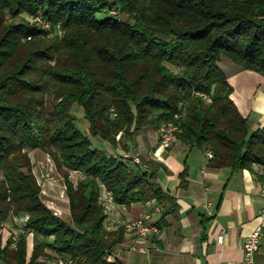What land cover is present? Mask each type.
I'll use <instances>...</instances> for the list:
<instances>
[{
	"label": "trees",
	"instance_id": "16d2710c",
	"mask_svg": "<svg viewBox=\"0 0 264 264\" xmlns=\"http://www.w3.org/2000/svg\"><path fill=\"white\" fill-rule=\"evenodd\" d=\"M223 58L264 77V0H0V263L123 264L110 260L124 230L108 227L103 190L117 205L171 200L156 161L133 164L92 138L129 151L141 129L171 121L215 167L264 166V129L233 102ZM29 149L54 162L69 220L44 202ZM14 217L25 233L3 246Z\"/></svg>",
	"mask_w": 264,
	"mask_h": 264
},
{
	"label": "crops",
	"instance_id": "0c3cea01",
	"mask_svg": "<svg viewBox=\"0 0 264 264\" xmlns=\"http://www.w3.org/2000/svg\"><path fill=\"white\" fill-rule=\"evenodd\" d=\"M226 75L233 86L231 98L240 113L264 129V77L243 69L233 71L232 76ZM251 79L256 81L255 84L239 86V80ZM144 141L142 145L129 142V151L115 149L104 141H96L97 145L104 147L111 155L135 153L138 149L142 158L156 161L158 182L171 199L163 203L153 200L146 204L111 206L108 210L109 221L132 220L153 212V219L160 232L159 235L145 239L124 232L123 240L116 245L110 260L117 259L123 264H242L243 244L247 236L259 224L264 228V166L255 164L251 170L233 172L229 168L215 167L208 152L198 148L189 149L180 142L174 143L169 149H163L159 144L158 133L154 139ZM182 172H186L185 186L180 184L179 175ZM83 178L79 172L71 175L75 184ZM41 195L43 198V189ZM44 202L47 203L45 200ZM63 203L65 205L62 209L50 208L56 215L69 219L67 196ZM156 208L160 212L155 211ZM5 225L2 231L3 246L11 236L18 238L25 233L19 218L14 217ZM222 231L227 235L224 242L219 244L217 238ZM33 243V235L28 234L29 254ZM49 254L53 252L49 251ZM46 262L55 264L56 260ZM254 263L264 264V236Z\"/></svg>",
	"mask_w": 264,
	"mask_h": 264
},
{
	"label": "built area",
	"instance_id": "2783aa9c",
	"mask_svg": "<svg viewBox=\"0 0 264 264\" xmlns=\"http://www.w3.org/2000/svg\"><path fill=\"white\" fill-rule=\"evenodd\" d=\"M36 21L41 22L40 18H35ZM204 98H208L207 95H203ZM181 132V128L171 122H164L161 124L158 134H159V144L163 149H169L174 143L178 141L177 136L178 133ZM122 157L126 161H131L133 164L141 165L142 160L139 155L132 154L131 152H124ZM208 157L212 158L213 154L208 152ZM262 196L264 198V174L262 177ZM104 202L107 210L115 203L113 201V197L111 193L105 190V193L102 194L101 197ZM124 206V205H123ZM210 204H208L207 208H209ZM155 211L160 212L159 208H156ZM209 212V211H208ZM262 216L264 217V207L262 211ZM210 213V212H209ZM123 228L125 233H130L135 235L137 238L145 239L150 236L159 235L160 229L157 222L153 219V212H147L144 216L132 219V220H108V227L113 228L116 225ZM226 232L222 231V233L218 236L217 240L219 244L224 242L226 237ZM264 236V228L262 224L257 225L251 233L247 236L244 244H243V263L242 264H255L254 257L255 254L261 249L262 239ZM14 241L17 239L13 237ZM14 247L15 244L13 243ZM0 264H8V263H0ZM55 264H73L71 259L58 257L56 259Z\"/></svg>",
	"mask_w": 264,
	"mask_h": 264
},
{
	"label": "rangeland",
	"instance_id": "374dc122",
	"mask_svg": "<svg viewBox=\"0 0 264 264\" xmlns=\"http://www.w3.org/2000/svg\"><path fill=\"white\" fill-rule=\"evenodd\" d=\"M115 13V12H114ZM30 19V18H28ZM33 22V21H32ZM39 22V21H37ZM219 66L221 69L228 75L232 76V72L235 70H240L241 68L234 64L232 61H230L227 58H223L219 62ZM256 81L254 79H251V81H244V80H239V86L241 84L242 87H244L245 84L253 85L255 84ZM238 84V83H236ZM246 86V85H245ZM238 87V86H237ZM73 115L77 119V126L84 132V133H89L88 132V127L89 123L84 119V114L83 110L79 106H74L72 109ZM158 133L157 130L150 128V127H145L140 130V132L135 136L134 141L132 142L133 144L137 143L138 145H142L145 143V139H154L156 134ZM139 137H144L143 139H140ZM138 139V140H137ZM100 141V140H96ZM96 141H93V146L98 147V148H104L99 145H97ZM138 141V142H137ZM138 149L137 152L132 153V154H138ZM29 154L33 163V172L35 176L37 177L38 182L41 184V188L43 189V198L47 202L46 204L49 207H55L62 209L63 206L65 205L63 202L66 200V193H64V184H63V179L58 173L54 162L50 158V156L41 151V150H30L29 149ZM141 160L142 157L139 155ZM75 179V176L73 177ZM63 217V216H62ZM16 218V217H15ZM64 218V217H63ZM69 220V219H66ZM7 223V222H6ZM5 223V224H6ZM3 229L5 228V225Z\"/></svg>",
	"mask_w": 264,
	"mask_h": 264
}]
</instances>
